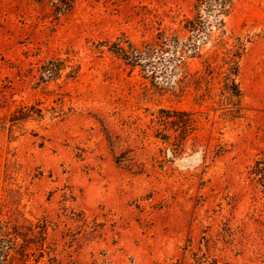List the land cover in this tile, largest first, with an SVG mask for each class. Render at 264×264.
I'll use <instances>...</instances> for the list:
<instances>
[{
  "label": "rangeland",
  "instance_id": "rangeland-1",
  "mask_svg": "<svg viewBox=\"0 0 264 264\" xmlns=\"http://www.w3.org/2000/svg\"><path fill=\"white\" fill-rule=\"evenodd\" d=\"M194 2L74 0L56 19L46 0H0V219L47 220L31 264H195L193 253L264 264V37L241 59L235 120L191 90L161 89L105 45L171 33ZM225 21L258 31L264 0H234ZM48 60L56 78L42 77ZM31 105L41 117L3 124ZM161 108L189 112V125L168 123L174 113L163 122Z\"/></svg>",
  "mask_w": 264,
  "mask_h": 264
},
{
  "label": "trees",
  "instance_id": "trees-1",
  "mask_svg": "<svg viewBox=\"0 0 264 264\" xmlns=\"http://www.w3.org/2000/svg\"><path fill=\"white\" fill-rule=\"evenodd\" d=\"M43 1V0H36ZM52 7L56 19L68 13L74 0H46ZM234 0H195L193 14L181 20L179 29L171 33L159 31L155 39L140 47L130 40L121 38L108 43L107 50L118 56L132 69L137 68L144 78L161 89L183 94L189 90L200 103L212 100L221 113L230 120L243 116L240 85V63L248 45L256 38L264 37V23L258 31L238 32L228 29L225 17L229 14ZM209 46L206 47V44ZM198 61L195 68L190 64ZM59 62V61H58ZM61 67L54 60L42 66V77L56 78ZM67 76H73L68 72ZM163 122L170 113L180 114L177 119L168 121L188 126L190 113L177 109L159 110ZM41 109L33 105L20 106L7 121L11 128L16 121L30 117H41ZM183 116H188L183 117ZM163 130L167 129V124ZM161 138H167L162 134ZM177 147L181 142L174 143ZM256 172V171H255ZM260 179H264V168H257ZM48 222L40 218L35 222L7 218L0 219V264H31V259L43 256L47 237ZM194 255L195 264H219L218 260L202 254ZM35 257V258H31ZM167 264H181L171 258Z\"/></svg>",
  "mask_w": 264,
  "mask_h": 264
},
{
  "label": "water",
  "instance_id": "water-1",
  "mask_svg": "<svg viewBox=\"0 0 264 264\" xmlns=\"http://www.w3.org/2000/svg\"><path fill=\"white\" fill-rule=\"evenodd\" d=\"M199 157L200 155L198 153H195L192 156L178 160V163L183 166H191V165H194L198 161Z\"/></svg>",
  "mask_w": 264,
  "mask_h": 264
}]
</instances>
